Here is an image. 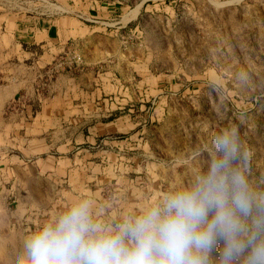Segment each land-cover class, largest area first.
<instances>
[{
    "label": "rangeland",
    "instance_id": "1",
    "mask_svg": "<svg viewBox=\"0 0 264 264\" xmlns=\"http://www.w3.org/2000/svg\"><path fill=\"white\" fill-rule=\"evenodd\" d=\"M2 1L9 9L40 7L42 12H58L50 5L64 2ZM101 1L121 8L115 20L121 27L103 45L116 60L130 61L117 65L114 72L130 74L134 80L148 78L151 84L159 81L163 94L149 102L150 117L137 118L131 134H103L100 141L86 144V152L79 150L78 158L91 164L72 175L64 167L55 172L40 165L53 151L32 150L37 141L27 150V143L19 141L21 127L16 134L1 135L0 264H16L23 238L71 200L91 198L104 223L138 212L171 181L186 177L193 152L228 124L238 126L253 153L252 178H264V0ZM132 9L137 14L125 24L124 15ZM31 64L26 58L9 71L22 80L9 85L19 92L4 107V116L27 106L32 116L39 112L37 97L55 74L46 77L44 70L37 82ZM6 83L1 79L2 89ZM130 135L127 148L111 143ZM207 158L202 152L194 163L206 167Z\"/></svg>",
    "mask_w": 264,
    "mask_h": 264
},
{
    "label": "clouds",
    "instance_id": "2",
    "mask_svg": "<svg viewBox=\"0 0 264 264\" xmlns=\"http://www.w3.org/2000/svg\"><path fill=\"white\" fill-rule=\"evenodd\" d=\"M202 152L206 167L194 163ZM193 153L186 177L118 222L89 197L69 201L23 238L16 264H264V178H252L238 126Z\"/></svg>",
    "mask_w": 264,
    "mask_h": 264
},
{
    "label": "crops",
    "instance_id": "3",
    "mask_svg": "<svg viewBox=\"0 0 264 264\" xmlns=\"http://www.w3.org/2000/svg\"><path fill=\"white\" fill-rule=\"evenodd\" d=\"M107 2L64 0L61 6L50 5L58 12H42L40 7L9 9L0 1V137L16 134L17 126L21 127L19 141L27 143V150L37 141L35 147H30L32 150L53 151L40 163L47 170L57 172L64 167L65 172L72 175L80 167L91 164L85 158H78L79 150L86 152V144L100 141L105 137L103 134L134 131L137 118L145 121L150 117L149 102L155 103L163 94L164 88L159 81L151 84L148 78L134 80L130 74L117 76L114 72L117 65L124 67L122 63L130 60H116L111 49L103 45L105 39L110 40L121 27L118 25L121 21H115L120 7ZM70 54L80 56L77 68L61 70L47 83L44 93L37 97L40 103L37 114L32 116L27 106L24 111L15 110L4 116V107L15 99L19 88L15 91L9 86L4 91L1 79L7 80L3 84L7 86L22 80L9 71L19 66L23 59L31 58L30 67L38 82L42 71L58 58ZM23 101L21 106L26 103L25 99ZM35 132L42 135L35 136ZM131 137L111 143L117 149L127 148L131 145L128 142Z\"/></svg>",
    "mask_w": 264,
    "mask_h": 264
},
{
    "label": "built area",
    "instance_id": "4",
    "mask_svg": "<svg viewBox=\"0 0 264 264\" xmlns=\"http://www.w3.org/2000/svg\"><path fill=\"white\" fill-rule=\"evenodd\" d=\"M80 59V56L75 54L64 55L45 69V75L46 77H52L61 70L76 68Z\"/></svg>",
    "mask_w": 264,
    "mask_h": 264
},
{
    "label": "bare ground",
    "instance_id": "5",
    "mask_svg": "<svg viewBox=\"0 0 264 264\" xmlns=\"http://www.w3.org/2000/svg\"><path fill=\"white\" fill-rule=\"evenodd\" d=\"M54 6V5H53ZM55 7V6H54ZM54 7H53V9H54ZM59 8V7H58ZM57 9V8H56ZM136 15V11H131L130 10V12L127 14V15H125V17H124V20H128L129 18H132V17H134ZM12 84V83H11ZM4 87H6V86H4ZM8 87H9V85H8ZM17 87V86H16ZM7 88V87H6ZM11 88V87H10ZM4 89V88H3ZM8 89V88H7ZM10 90V89H9ZM8 90V91H9ZM4 91H6L5 89H4ZM4 93V96L6 95V93L5 92H3ZM2 93V94H3ZM7 94H8V92H7ZM9 95V94H8ZM0 97H1V95H0ZM2 104V103H1ZM1 107V106H0ZM1 237V236H0Z\"/></svg>",
    "mask_w": 264,
    "mask_h": 264
}]
</instances>
